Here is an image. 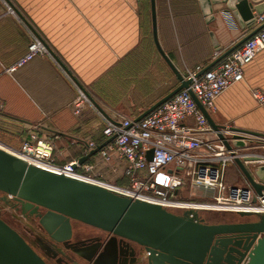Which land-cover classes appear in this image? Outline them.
<instances>
[{"label": "crops", "instance_id": "crops-1", "mask_svg": "<svg viewBox=\"0 0 264 264\" xmlns=\"http://www.w3.org/2000/svg\"><path fill=\"white\" fill-rule=\"evenodd\" d=\"M149 2L150 21L133 8L136 0H0V141L20 148L36 133L54 142L53 158L63 166L81 160L89 141L104 142L103 119L92 107L74 113L79 87L108 115L130 118L140 117L174 91L181 83L155 45ZM225 9L226 4L214 5L215 20L207 24L200 0H156L159 43L183 77L209 66L256 28H241ZM32 35L48 53L8 73L28 53ZM143 42L153 44V60L138 50ZM254 89L264 92V51L244 68L243 81L218 97L212 118L220 126L259 134L250 138L253 145L245 152L264 155L263 148L255 147L264 143V106L253 98ZM229 166L237 177L241 171L236 164L225 170L226 183L237 187L227 182ZM124 167L115 173L100 165L95 173L105 181L128 183ZM74 232L76 237V227ZM97 232L93 237L90 231L80 232V240L70 242L77 262L93 264L87 260L93 256L103 264L115 258L114 264L132 263L130 246ZM134 259L144 261L139 248Z\"/></svg>", "mask_w": 264, "mask_h": 264}, {"label": "water", "instance_id": "water-1", "mask_svg": "<svg viewBox=\"0 0 264 264\" xmlns=\"http://www.w3.org/2000/svg\"><path fill=\"white\" fill-rule=\"evenodd\" d=\"M221 3L226 4L225 13H231L243 29L254 27L256 16L264 13V3L253 5L248 0H200L207 24L215 20L213 6ZM151 13L155 45L181 84L136 121L182 90H189L192 82L181 75L159 43L156 0H151ZM263 28L264 24L256 27L196 77L224 60ZM189 92L211 127L220 131L223 126L218 125L193 92ZM230 132L234 140L232 145L222 133L218 134L229 150L233 146L245 147L242 140L253 143L251 137H260L257 133L239 129L231 128ZM98 150L91 151L80 163L87 162ZM254 160L248 158L244 161ZM235 163L253 189L256 203L257 198L264 193V166L257 167L253 174L240 158H236ZM0 202L20 212L28 221L35 220L43 230L36 234L39 237L38 244L30 243L4 221L0 213V264H49V260L58 254L73 264H80L66 252V249L71 248L75 223L100 231L108 239L119 240L121 245L130 246L133 257L130 264H264V214L202 216L195 222L188 217L190 212L179 215L158 205L134 201L103 186L29 165L1 149ZM195 215L199 217L198 213ZM31 229L36 233L34 228ZM138 248L141 254H149L142 262L134 259ZM77 252L81 253V250ZM93 258L87 257L88 262L103 264L102 260L93 261Z\"/></svg>", "mask_w": 264, "mask_h": 264}, {"label": "built area", "instance_id": "built-area-1", "mask_svg": "<svg viewBox=\"0 0 264 264\" xmlns=\"http://www.w3.org/2000/svg\"><path fill=\"white\" fill-rule=\"evenodd\" d=\"M262 24L264 13L256 16L255 26ZM263 51L264 28L200 77L196 75L203 70L201 67L187 71L184 78L192 81L189 90L210 116L216 112L218 97L232 85L243 81L244 68ZM47 53V47L40 38L32 35L28 53L7 72L13 74L25 63ZM189 90H182L152 113L136 121V118L117 113L108 115L79 87L78 97L73 104L74 113L80 115L85 107L90 106L104 122V144L100 146L91 140L83 153L86 157L99 148L89 159L94 158L95 163L81 164L76 159L64 166H57L53 158L54 142L36 133L30 134L20 148L10 147L2 141L0 146L29 165L103 186L134 201L158 205L175 214L190 212L188 217L195 222L201 219V213L204 212L263 215L264 193L254 203L255 193L244 175L241 173L247 187H230L225 181V170L228 165L236 164V158H240L251 171L252 167L264 166V155L245 152L253 145L247 140H242L245 147L233 146L229 150L218 134L222 133L232 145L234 140L231 138V128L223 126L220 131L214 130ZM252 95L259 106H264L263 91L254 89ZM189 119L193 120L192 124L187 122ZM255 147L258 150L264 149V143L259 141ZM24 157H29L33 162L26 161ZM248 158L255 160L244 161ZM121 164H125L123 176L130 186L121 187L97 179L99 176L95 172L100 165L111 167L117 173ZM185 188L196 190V193L192 190L191 195L197 197V200L181 199L179 194ZM9 198L13 199L12 196ZM10 208L15 212L12 216L17 219L20 212L2 202L1 216ZM196 213L199 217H196ZM21 217L25 218L22 214ZM148 255L143 252L140 260H145Z\"/></svg>", "mask_w": 264, "mask_h": 264}, {"label": "rangeland", "instance_id": "rangeland-1", "mask_svg": "<svg viewBox=\"0 0 264 264\" xmlns=\"http://www.w3.org/2000/svg\"><path fill=\"white\" fill-rule=\"evenodd\" d=\"M134 9H136V12H138V14H141L144 15L149 21H150V2L149 0H136V3L134 4ZM133 10V9H132ZM149 36V35H148ZM145 39V38H144ZM143 39V40H144ZM147 40V39H146ZM150 40V39H149ZM145 41V40H144ZM139 49H144V53L147 54V57L150 59V60H153L152 59V54L154 53L155 49H154V46L152 43H149V44H145V42L141 43L138 47V50ZM135 52V51H134ZM134 57V56H133ZM82 86V85H81ZM85 92H87V94L90 96V98L92 97L91 94L89 93L88 90L84 89ZM93 108V107H92ZM94 109V108H93ZM98 143V142H97ZM56 164V163H55ZM57 165V164H56ZM66 165V164H65ZM59 166V165H57ZM64 166V165H63ZM255 169L256 167H252V172L253 174H255ZM99 181L101 182H107V183H111V184H115V185H119L121 187H127V186H130L129 183H120V182H109L108 180L105 181L101 176H99L97 178ZM234 181L235 183V186H240V187H247V183L242 179V175L240 174V176L237 177V174L236 172H234V168L232 166H229L228 168V171H227V182L228 181ZM236 181V182H235ZM193 189H190V188H185L183 190H181V193L179 194V197L181 199H193V200H197V197H192L191 195V191ZM194 193H196V190H193ZM201 200V199H200ZM10 210V212H9ZM8 211L4 212L2 214V219L4 221H6L10 226H12L16 231H18L22 236H24L25 238H28L30 241L34 240V237L36 238V234L38 232H42V228L38 225V222H36L35 220H32V221H28L27 219L25 218H22L21 217V213H18L17 214V219H15V217L12 216L13 213V210H11V208L9 209ZM178 214H181L179 212H176ZM201 215L204 217V218H207V217H211L213 215L215 216H234V214H228V213H214V212H204V213H201ZM75 227L76 229L78 230L77 232V235L75 237V240H80V238L82 237V234L81 233H90L91 234V237L95 236V235H98V232L95 231L94 229L92 230V228L90 229V227H87L88 229H86L85 227H83L82 225L80 224H75ZM31 228H34L36 230V233L34 231H32ZM83 229H86L83 230ZM89 230V231H88ZM86 235V234H84ZM81 236V237H80ZM80 237V238H79ZM74 240V239H73ZM68 254L70 255V257L72 258H76L75 261H77V257H76V253H74L73 251H71L70 253L68 252ZM73 264V263H72Z\"/></svg>", "mask_w": 264, "mask_h": 264}, {"label": "flooded vegetation", "instance_id": "flooded-vegetation-1", "mask_svg": "<svg viewBox=\"0 0 264 264\" xmlns=\"http://www.w3.org/2000/svg\"><path fill=\"white\" fill-rule=\"evenodd\" d=\"M77 224V223H75ZM75 224H74V231H75ZM75 233V232H74ZM75 238V235L73 236V239ZM30 243H34V244H38V240H39V237L36 236V238L34 237V240L30 241L28 238H26ZM72 239V240H73ZM66 252L70 253L71 250L70 249H66ZM73 262L69 261L68 259L64 258L63 256H61L60 254L57 255L56 258H54V260H49V264H72Z\"/></svg>", "mask_w": 264, "mask_h": 264}, {"label": "bare ground", "instance_id": "bare-ground-1", "mask_svg": "<svg viewBox=\"0 0 264 264\" xmlns=\"http://www.w3.org/2000/svg\"><path fill=\"white\" fill-rule=\"evenodd\" d=\"M1 147H2V146H0V148H1ZM24 158H25V160L28 161V162H29V161H30V162H33L32 159H30L29 157H24Z\"/></svg>", "mask_w": 264, "mask_h": 264}, {"label": "trees", "instance_id": "trees-1", "mask_svg": "<svg viewBox=\"0 0 264 264\" xmlns=\"http://www.w3.org/2000/svg\"><path fill=\"white\" fill-rule=\"evenodd\" d=\"M100 144V146L102 145V144H104V142L103 143H99ZM90 252V251H89ZM54 260V259H53Z\"/></svg>", "mask_w": 264, "mask_h": 264}]
</instances>
